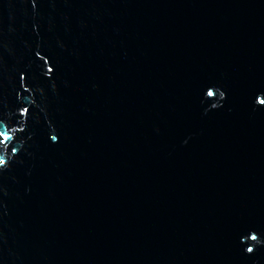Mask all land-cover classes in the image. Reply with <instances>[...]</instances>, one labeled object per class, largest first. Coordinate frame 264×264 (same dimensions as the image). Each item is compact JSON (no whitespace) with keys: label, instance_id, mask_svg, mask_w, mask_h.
Masks as SVG:
<instances>
[{"label":"water","instance_id":"1","mask_svg":"<svg viewBox=\"0 0 264 264\" xmlns=\"http://www.w3.org/2000/svg\"><path fill=\"white\" fill-rule=\"evenodd\" d=\"M0 264H264V0H0Z\"/></svg>","mask_w":264,"mask_h":264}]
</instances>
